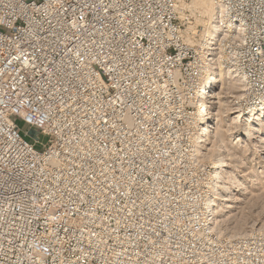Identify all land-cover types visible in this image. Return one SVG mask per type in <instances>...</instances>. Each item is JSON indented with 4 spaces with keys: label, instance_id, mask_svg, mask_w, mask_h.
I'll return each mask as SVG.
<instances>
[{
    "label": "built area",
    "instance_id": "2783aa9c",
    "mask_svg": "<svg viewBox=\"0 0 264 264\" xmlns=\"http://www.w3.org/2000/svg\"><path fill=\"white\" fill-rule=\"evenodd\" d=\"M210 1L202 53L178 0H0V264H264L199 148L218 70L264 105V0Z\"/></svg>",
    "mask_w": 264,
    "mask_h": 264
},
{
    "label": "rangeland",
    "instance_id": "374dc122",
    "mask_svg": "<svg viewBox=\"0 0 264 264\" xmlns=\"http://www.w3.org/2000/svg\"><path fill=\"white\" fill-rule=\"evenodd\" d=\"M178 6L180 16L185 15L188 18L183 24L184 33L189 37L187 41L197 45L207 28L208 13L215 12L217 16L216 9L209 0H178ZM221 72L222 75L217 77L218 81L216 79L217 83L212 90V129L208 132L210 135L206 137V144L202 146V153L210 165V142L216 140L215 142H219L227 151L231 166L237 165L238 170L233 174L235 179L231 184L227 181V186L234 190L232 209H225L224 202H220V208L216 209L214 225V229L221 236L236 240L253 232L264 233V122L263 126L253 124L250 135L240 136L244 132L247 118V114L240 117L237 113V100L243 88L242 81L233 72ZM236 117L241 120V124L235 123ZM19 128L22 135L28 133L26 140L34 138V133L30 132L26 125L20 123ZM39 140L42 144L47 142L45 137H40Z\"/></svg>",
    "mask_w": 264,
    "mask_h": 264
},
{
    "label": "bare ground",
    "instance_id": "6f19581e",
    "mask_svg": "<svg viewBox=\"0 0 264 264\" xmlns=\"http://www.w3.org/2000/svg\"><path fill=\"white\" fill-rule=\"evenodd\" d=\"M209 2L214 7V5L212 4V2L210 0H209ZM214 13H208V15H207V21H206L207 28L203 32V35L201 37V42H197V45H195V43H189L188 42L191 46H199L200 49L202 50V53H204L205 50L208 48V43L215 41V39L219 36V30H218L217 24L215 23L217 16H215ZM216 15H217V13H216ZM221 71H219L218 74H215V81L219 75H222ZM235 76H237V75H235ZM237 77L240 80H242L239 76H237ZM238 112H240V113H238ZM237 113L240 115V117H244L247 114V118L245 120L246 126L244 127V132L242 131L243 133L240 136L245 137V136L250 135L249 132L251 130H253L252 129L253 124H254V126H255V124H256V126L257 125L263 126L262 123L264 122V105L249 106L246 109H241L240 111H237ZM232 123L234 124V122H232ZM235 123L241 124V120L238 119V117H236ZM234 126H236V125H234ZM205 127H206V130L204 132L208 133L209 132V129H208L209 126L207 125ZM203 141L206 142V136L203 139ZM215 141L210 142V148H209V151L212 153L211 156L209 157V161H210L211 169L213 170L212 174H211V179H210L211 187H210L209 196L211 199L209 200V204H210L209 207H210V211L214 215V217L216 216V212H217L216 209L220 208V207H218L220 205L219 204L220 202H224V208L225 209H230V208L232 209L231 204L233 203L234 190H232L231 187L227 186V181H228V183L231 184V182L235 179L233 174L235 172H237V170H238L236 167L237 165L231 166V164L229 163V161H231V159H229L230 157L227 154V151L225 150V148L220 145L218 140H217V142L219 144L216 143ZM198 142H202V140H199ZM205 144L206 143H204V145ZM204 145H202V144L199 145V148L200 147L202 148V146H204ZM244 145L245 144L243 143L242 146H244ZM245 148H247V147L245 146ZM223 213H224V211H223Z\"/></svg>",
    "mask_w": 264,
    "mask_h": 264
}]
</instances>
